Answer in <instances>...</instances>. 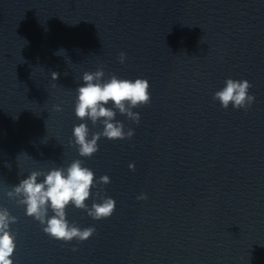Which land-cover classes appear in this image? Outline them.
Returning <instances> with one entry per match:
<instances>
[{"label": "water", "instance_id": "water-1", "mask_svg": "<svg viewBox=\"0 0 264 264\" xmlns=\"http://www.w3.org/2000/svg\"><path fill=\"white\" fill-rule=\"evenodd\" d=\"M100 66L152 99L139 124L117 111L131 139L85 158L74 127L104 125L77 118V89ZM229 78L252 84L250 109L213 99ZM76 159L111 179L88 206L97 191L117 206L95 220L70 205L96 232L64 242L6 193ZM0 207L18 217L14 264H264V0H0Z\"/></svg>", "mask_w": 264, "mask_h": 264}, {"label": "clouds", "instance_id": "clouds-1", "mask_svg": "<svg viewBox=\"0 0 264 264\" xmlns=\"http://www.w3.org/2000/svg\"><path fill=\"white\" fill-rule=\"evenodd\" d=\"M63 50V49H62ZM64 51V50H63ZM56 55L57 52L55 53ZM59 56V55H58ZM127 55L119 54V62L125 63ZM104 66L95 72L83 73V85L77 89L75 114L82 121L91 120L95 125L98 122L104 125L102 132L91 134L87 123H80L74 127L70 143L78 148L79 155L91 158L99 151L98 141L102 138L110 140L131 139L135 135L134 129L125 131V125L116 120L117 111L126 115L129 120L139 124L140 113L133 109L151 103L150 83L147 79L137 78L121 79L111 74L105 80ZM54 81L59 79V73L51 72ZM226 86L215 92L213 99L219 101L224 109L232 105L235 109L248 110L255 102V95L249 94L252 84L248 80L227 79ZM112 104V107L107 105ZM56 111H63L60 105L55 106ZM11 169V165H7ZM135 170V164L129 165ZM43 177L41 181L39 178ZM111 182L108 175L101 176L96 181L95 173L84 166L81 159L74 160L67 168H52L49 171H32L27 178L21 179L7 196L14 200L18 206H26V215L38 221L43 231L52 238L71 242L76 239L87 241L96 232L95 227L81 229L67 219L66 209L73 205L82 209L95 220L110 218L116 210V201L111 197L101 196L100 191L96 197L102 202H93L91 207L86 201L92 196V189ZM138 200H146L147 195L141 194ZM52 215H49V213ZM18 222V217L12 215L9 209L0 207V264H14L12 259L17 247L16 235L11 225ZM73 251H77L73 248Z\"/></svg>", "mask_w": 264, "mask_h": 264}]
</instances>
